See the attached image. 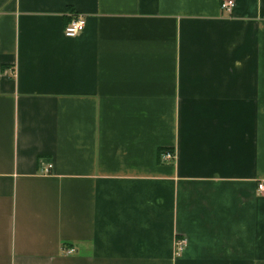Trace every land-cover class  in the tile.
Listing matches in <instances>:
<instances>
[{
	"label": "crops",
	"instance_id": "obj_1",
	"mask_svg": "<svg viewBox=\"0 0 264 264\" xmlns=\"http://www.w3.org/2000/svg\"><path fill=\"white\" fill-rule=\"evenodd\" d=\"M221 2L0 0V264H264V0Z\"/></svg>",
	"mask_w": 264,
	"mask_h": 264
},
{
	"label": "built area",
	"instance_id": "obj_2",
	"mask_svg": "<svg viewBox=\"0 0 264 264\" xmlns=\"http://www.w3.org/2000/svg\"><path fill=\"white\" fill-rule=\"evenodd\" d=\"M234 7H235V0H222L221 2V9L223 12L225 11L231 12ZM86 24H87V19L84 15L74 16L70 19V21L66 25L64 33L67 37H70V38L75 37L85 30ZM161 158H162V161L165 163L172 162L175 158V153L171 150H165L161 154ZM259 191L264 192V184L259 185ZM177 243H178L177 244L178 245L177 254L180 255V253L184 251L185 249L187 240L185 238H182ZM65 252L66 254H69V255L74 254L76 253V249L70 248V249H67Z\"/></svg>",
	"mask_w": 264,
	"mask_h": 264
}]
</instances>
